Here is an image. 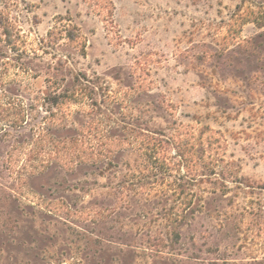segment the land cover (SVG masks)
<instances>
[{
    "label": "rangeland",
    "instance_id": "1",
    "mask_svg": "<svg viewBox=\"0 0 264 264\" xmlns=\"http://www.w3.org/2000/svg\"><path fill=\"white\" fill-rule=\"evenodd\" d=\"M11 103L0 264H264V0H0Z\"/></svg>",
    "mask_w": 264,
    "mask_h": 264
},
{
    "label": "trees",
    "instance_id": "2",
    "mask_svg": "<svg viewBox=\"0 0 264 264\" xmlns=\"http://www.w3.org/2000/svg\"><path fill=\"white\" fill-rule=\"evenodd\" d=\"M78 94H81V93H78ZM71 95H65V94H59L58 97H62V98H70ZM80 96H84L83 94H81ZM56 97V96H55ZM10 104V103H8ZM13 104L12 108H3L1 111L2 113L0 112V122H2V124L0 125V132H1V135L0 136H3V135H7L8 134V131H7V127L12 129V130H17L18 128H21L23 123H24V108L22 106L21 103H11ZM44 129V128H43ZM38 138L40 139H45L43 137H46L47 134H44L43 132H41V129H39L37 135H36ZM51 138H47L48 141H50ZM58 140V139H57ZM62 141V142H66V143H69L70 145L74 146V145H78L79 143H81L82 141L78 138H75V137H71V136H68V137H64V139H59V141ZM161 140H156L155 138L153 137H150V136H147L146 137V141L143 143L144 144V148H145V155L147 156V158H149V160L151 161V163H155L158 162L160 163L159 165H165V169H170L168 166H166V163L163 159L160 160V158H158L155 154L157 152V148H159L161 146ZM80 145V144H79ZM71 146V147H72ZM143 146V145H142ZM179 149H181V147H179ZM184 148L181 149V151H183ZM81 152V151H80ZM177 155L181 158L182 154L181 153H177ZM106 158H109V157H106ZM64 161L62 162H65L63 163V166H66L67 168L66 169H72V164H79V165H82V164H96L97 163V159L96 157H94L93 153H87V152H81L80 154L76 155L75 156V160L74 161H71L70 159H63ZM152 160H155V161H152ZM74 162V163H73ZM158 165V164H157ZM157 165H151V167L154 169L156 168H159ZM160 168H163V167H160ZM31 175H33V173H30ZM144 177H148V174H143ZM126 182V181H125ZM145 185H148V184H152V182H143ZM133 183L129 182L128 185H132ZM135 184V183H134ZM138 185L140 187H142L141 183H138ZM152 186V185H149V187ZM185 204H187L185 202ZM154 246V245H152ZM157 246V245H155Z\"/></svg>",
    "mask_w": 264,
    "mask_h": 264
}]
</instances>
